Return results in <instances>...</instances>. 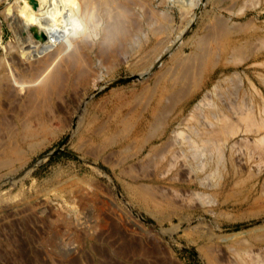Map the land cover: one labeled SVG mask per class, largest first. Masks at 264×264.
Returning <instances> with one entry per match:
<instances>
[{"label": "rangeland", "instance_id": "374dc122", "mask_svg": "<svg viewBox=\"0 0 264 264\" xmlns=\"http://www.w3.org/2000/svg\"><path fill=\"white\" fill-rule=\"evenodd\" d=\"M14 1L0 264H264V0H126L136 47L83 51L71 88L45 95L35 77L57 48L8 21Z\"/></svg>", "mask_w": 264, "mask_h": 264}, {"label": "bare ground", "instance_id": "6f19581e", "mask_svg": "<svg viewBox=\"0 0 264 264\" xmlns=\"http://www.w3.org/2000/svg\"><path fill=\"white\" fill-rule=\"evenodd\" d=\"M124 1L126 2V0H62L59 3L56 0L14 1L13 8L6 11L8 21L10 20L9 22L23 34L24 38H29L31 46H44L47 43L57 48L51 50L49 47L46 50L47 58L38 68L35 77L36 93L45 95L60 85L71 88L69 86L73 84L74 77L84 62L83 51L91 54L99 44H112L118 41L120 49L117 47L113 55L117 60L125 58L126 51L123 50L125 45L134 44L137 37L136 34L125 31L127 7ZM86 43H89V48L83 46L84 50H80L78 46ZM91 44L93 46L90 48ZM211 116L214 117L213 114ZM233 136H226L221 143L225 144ZM256 140L264 141V133L258 134ZM194 145L195 139L191 143L188 142V149ZM217 145H214L215 149L221 146Z\"/></svg>", "mask_w": 264, "mask_h": 264}]
</instances>
